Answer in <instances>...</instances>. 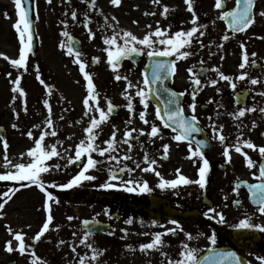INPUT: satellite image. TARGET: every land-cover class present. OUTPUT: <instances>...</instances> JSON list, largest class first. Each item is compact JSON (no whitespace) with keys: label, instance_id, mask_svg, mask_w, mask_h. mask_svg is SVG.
I'll list each match as a JSON object with an SVG mask.
<instances>
[{"label":"snow or ice","instance_id":"6c2138e0","mask_svg":"<svg viewBox=\"0 0 264 264\" xmlns=\"http://www.w3.org/2000/svg\"><path fill=\"white\" fill-rule=\"evenodd\" d=\"M49 4L52 0H47ZM67 3H71V0H66ZM150 2L159 6L162 10L160 16L163 19H168L169 14L174 12L175 9L163 4L162 0H150ZM81 3L86 4V9L83 13H79L78 10H72L70 14L65 12V20L61 21L63 25L62 37L65 39L59 44V47L65 51V54L73 57V63L78 65L79 72L81 73L83 80L85 81L86 95L82 100L84 107L83 116L88 118L87 126L83 129L84 136L77 143L70 144L68 147H64V141L59 139L58 130L53 120L54 112L53 107L49 99L43 100V105L47 110V115L43 121V126L34 125V128L39 129V136L36 137L32 130H29L25 135L33 141V146L26 152L20 154V161L13 163L9 159L8 150L9 143L3 135H0V144L3 148V161L6 171L0 173V182H10V186L6 191L0 193V219H3L5 214L3 209L13 199L15 194L22 188H31L35 186L44 194L43 208L45 211V220L40 229L30 238L29 242L28 234L23 229H13L10 225H5L8 235L11 237L4 242V251L9 254L17 253L21 257H25L27 264H47V261L38 255L36 249L42 238L46 236L51 230V226L54 222L53 205L59 204L57 196L50 189L71 190L73 188L81 187L85 182H93L97 180V176L94 172L105 171L107 173V179L105 182L99 184L97 187L102 190H115L123 191L126 193H133L137 195L150 194L154 191L146 180H139L134 177V173L140 170L143 173H153L158 178L156 188L165 190H175L181 186L198 185L201 189H204L207 185V177L210 172V162L205 156L203 149L208 147V141L205 139H195L194 134L200 133L202 129L199 127V119L196 115V95L202 81L198 75H192V83L194 85L191 97L192 103L189 104L191 116H185L184 109L181 107L180 97L185 95V92L177 93L170 90L167 87H163L164 82L169 79L170 76L176 72V63L179 60H186L190 56L194 55L192 51L193 43L196 42L200 48L205 47L200 37L205 35L204 29L207 25L200 23V18L195 10V0H184L187 8L186 10L191 13L190 24L191 27L184 29L181 28L175 32H172V25L167 27L161 25V21H155V28L151 24L146 25L148 31L141 36H137L131 30H124L119 28V20L115 15L108 16L102 10L97 7V0H81ZM111 6L119 8L122 5V0H109ZM16 9L17 21L13 25L16 33L18 34L19 50L17 58H9L7 55L0 53V56L6 61H9L11 66L20 72L16 78L12 81L14 87L11 89L16 96L15 99L20 98L24 104V111L27 112L26 96L27 93L22 87V74L28 71L29 57L33 54V0H14ZM214 8L218 10V19L225 21L228 29L232 33L246 32L252 25L256 23V16L264 18V10L256 11L257 0H235V5L231 9H227V0H215ZM93 13H96L102 18V23L99 24L97 30H93L91 25L93 24ZM145 16H156V11L145 12ZM5 17L8 18V14L5 13ZM81 24L88 34L89 40H94L97 35V31L101 32V39L104 45L103 51L106 53V63L113 71L114 80L119 82L125 81V87L121 93L123 99L126 101L124 107L129 113V118L125 121L127 125H132L135 117L146 126L145 128L128 127L124 130L122 138L118 139L119 129L113 124L112 132L108 139L100 141V137L103 133L104 126L111 122V117L117 111L118 105L114 104L111 99L106 97V107L101 105V93L99 92L97 85L94 82L93 75L87 71L88 62L85 60L82 52L76 47L78 41L68 31L70 24ZM138 23V21H133ZM111 30V34H107ZM264 39V37H260ZM228 35H223L222 40L227 41ZM223 47V45H218ZM242 56L239 68L241 70L246 67L253 66L259 67L255 57L256 53H252L253 59L250 61L249 53L247 52L244 44H241ZM146 55L152 63L146 65L148 71L142 73V82L134 83L126 75H122L119 72L120 67L125 59H131L135 56ZM169 58L168 60H162L159 58ZM175 58V59H171ZM223 59V57H221ZM100 62L99 57H93L92 63L97 64ZM203 63V61H201ZM212 71L218 73L219 79L229 82L233 90L237 85L233 82V78L224 74L219 68H213ZM39 66H36L37 79L47 90V95L51 96L53 90L39 74ZM189 73H192V69H188ZM203 71V69H201ZM11 76V73H8ZM237 80H248L251 85L256 86L264 84L259 78H251L247 72L241 71L236 77ZM217 80L210 81V85L215 87ZM159 85L160 87H157ZM219 92V89H217ZM162 94L165 95V99H162ZM261 97H264V91L258 93ZM237 97L239 103L242 99ZM138 98V103L142 106L143 110L137 112L134 100ZM152 99H155L159 104L163 105V108L157 107L155 110V119L160 123L157 124L154 121L148 119V108ZM255 107H240L237 111L232 113V117L235 121H238L236 126L238 129L242 128V118L249 112H255ZM261 113H264V107L259 108ZM17 119L19 114L17 113ZM60 119L63 120L64 116L61 115ZM211 120V118H209ZM76 124L82 123L81 120L75 121ZM12 127L16 129L18 126L13 124ZM209 127L213 132V139L224 147L223 156L228 162H231V152L234 151L244 157L246 167L251 170L257 167V162L249 155L245 149L257 152L260 157L258 166V175L254 172L253 177L258 183L248 184L244 182L251 194L253 204L257 205V212L264 216V145H257L251 139H243V133L237 135L235 141L229 143V138L223 132V125H219L215 122L210 123ZM252 127L255 128L256 124L253 122ZM163 129H170L173 135L171 139L177 143H187L188 156L187 159L193 160L194 164L199 163L198 178L193 180L183 175L180 169L176 170V178L166 179L157 170L158 160L147 150L146 143L141 142L140 137L147 136L148 142L155 143L156 139H164ZM48 138H56L54 143H48ZM68 140H72L73 137H67ZM99 141V142H98ZM195 144V148H193ZM139 145L140 149L144 151L142 160L134 159L133 152L136 146ZM123 146H126L123 147ZM169 144L162 145V155L160 159H168L170 151ZM63 149V151H61ZM27 160H24V157ZM55 161V162H53ZM60 161H64L63 164ZM131 161V166L129 165ZM144 165V166H142ZM76 166L78 171L69 179L66 183L57 184L55 182H46L44 177L46 174L53 172L67 171L69 167ZM125 174L128 176L124 178ZM240 183L235 184L233 191L238 196ZM235 203L239 204L237 200ZM106 215L108 212L106 210ZM204 215L208 219L217 220L219 223L225 222V216L223 213L217 212L215 208H209ZM111 218V217H110ZM69 221L74 217H67ZM95 221L84 220L83 234L79 238L78 242L74 241L71 246V251L78 257V264H102L101 258L105 254V249H99L94 246L90 241V237L95 234ZM127 225H133V219H127L125 221ZM153 225H157L158 221L153 220ZM171 224L175 225L172 228H165L163 232H156L152 234V238L149 242L143 243L139 246V251L142 253H148L153 250L161 251L162 255H167L162 252V249L166 243L164 237L167 235H175L178 231H183L179 223L176 220H171ZM164 228V225H159ZM237 229H255L260 232H264V225L254 224L251 218H244L234 226ZM31 228V225H28ZM125 235L128 234L127 229H122ZM112 234V233H109ZM77 233L73 232L75 237ZM148 235V233H144ZM193 239L192 234H186V240L191 241ZM212 245H216L217 236L213 232L209 237ZM66 243L61 240L60 245ZM85 246L89 252L81 255L78 253V246ZM130 250L131 247L129 246ZM208 252L212 255H204L199 257L195 248L189 246L188 243L182 244V251L179 253V258L172 260L169 259L167 264H247L241 257L234 251H216L214 248L208 249ZM90 253V254H89ZM260 264H264V257H258Z\"/></svg>","mask_w":264,"mask_h":264},{"label":"flooded vegetation","instance_id":"af4514ba","mask_svg":"<svg viewBox=\"0 0 264 264\" xmlns=\"http://www.w3.org/2000/svg\"><path fill=\"white\" fill-rule=\"evenodd\" d=\"M14 1V0H13ZM46 0H33L34 7V18L36 17V8H40L41 3ZM75 3H67V10H78L79 13H83L86 9V4L81 3V0H74ZM211 0L207 1L209 3ZM179 0H162L163 4L171 5L174 8L175 5H178ZM204 4L205 0H195V5ZM49 4V3H47ZM50 5V4H49ZM209 5V4H208ZM40 6V7H39ZM98 9L102 10L106 15L112 16L115 15L119 20V28L124 30H131L137 36H143L148 29L146 25L151 24L153 28H155V21L160 20L161 25L163 27H167L169 24L172 25V32L180 30L181 26L179 24L185 22L187 17H181L180 14H174L171 12L169 14L168 19H163L160 16V11L162 10L159 6L153 5L150 0H122V5L119 8H115L110 5L109 0H97ZM176 9V8H175ZM156 11V16H145V12ZM52 20H48V17L41 18L40 23L35 24V32L37 37V46L36 50L33 51L31 57V62H29L28 70L36 69V66H39V74H44L45 82L51 86L53 93L57 96L56 98V111L54 114L56 117L59 126H62L63 120L65 122H71L72 118H77L80 116V119L85 121L88 119L83 116L84 107L82 104V100L86 95L85 81L81 73L79 72L78 65L73 63V57H70L65 54V51L62 50V58L59 59L58 64L51 68L47 69V65L41 61L42 56L50 55L51 51L54 49H58V43L55 44L53 41L55 40V33L52 28L53 22ZM133 21H138V23H133ZM102 23V18L93 13V24L91 27L94 30H97L99 24ZM4 24L0 25V52L2 54L7 55L9 58H17L18 50H19V41L18 34L15 29L10 28L11 32L8 34L4 33ZM82 24V23H81ZM123 24V25H122ZM259 25L257 22L252 25L246 32L239 33L240 35L248 34L249 41L251 42V46H257V38L262 36L261 30H259ZM84 28V27H83ZM81 28V32L73 30L69 28L68 31L71 35L80 42V51L82 52L85 60L88 62V67L90 63H92V58L95 57L94 54L102 53V59L99 63L93 64L94 67L101 68L103 65L105 71H112L106 63V53L103 51L104 45L101 39V32L97 31L96 38L94 40H89L88 34L85 29ZM227 30H229L227 28ZM230 32V31H229ZM84 33H86L84 35ZM107 34H111V30ZM234 34V35H239ZM202 40V39H201ZM16 45V47H15ZM194 55L190 56L186 60H179L176 63V72L171 78L170 88L171 90L180 93L185 92V95L182 97L181 106L183 107L186 116H191V111L189 109V104L192 103L191 93L193 90L192 83V75L196 74L202 81V85L200 86L198 93L196 95V115L200 121L199 127L202 129L200 134H194L195 139H205L211 144V151L206 152L208 148H205V156L210 162V172L207 177V185L204 189L198 190V185L192 184L188 186H181L175 190H165L162 191L155 187L157 183H149L150 186L153 187L154 191L150 194L137 195L133 193L127 194H118V192L114 190H106L102 191L101 189H97L96 200L103 201L102 199L112 200L114 203L113 209H119L126 213H130V218L134 220L140 221V227L134 228V234L131 235L130 243L131 250L135 252L136 255L146 256L150 264H167L169 259L175 260L179 258V253L182 251V244L188 243L190 247L195 248L198 252L199 257H203L208 249L214 248L215 250L222 251H234L237 253L239 257L242 258L244 262L247 264H260V260L258 257H264V232H260L255 229H237L234 226L239 223L241 219L248 217L246 212L249 210H255L256 208L249 207L244 208V202L248 201V194L244 189H239V195L237 196L233 188L235 184L240 183L242 181H248L251 183L258 182L253 177V173L255 172L258 175V166L260 162V157L257 152H253L251 150L245 149L249 153V155L257 162V167L249 170L246 167V163L244 157L240 154L231 152L232 160L228 162L227 159L223 156L224 147L218 142V140L213 139V132L209 127L210 123H217L219 125H223V132L229 138V143L235 141L237 135L243 133V139H246V135L248 133L253 132L255 129L252 127L253 118H257L261 116L264 119V113H261L259 110L255 112H250L248 117V113L244 118H242V128L238 129L237 124L240 123L235 121L233 117L227 113V107H221L220 113L216 115L213 113L209 114L210 110L206 107V103H211L214 101H218V94L216 93V87H220L222 82L217 81L215 87L210 85V81L215 79L212 77L213 71L210 68L198 66L196 68H192L194 65V60L198 58V54L205 50L199 49V46L196 42L193 43ZM5 47V49H3ZM206 50L209 51V46L206 47ZM100 57V58H101ZM162 60H168L169 58H159ZM175 59V58H171ZM6 65V69L8 72L13 73L16 77L21 73L14 69L9 61L4 59ZM30 61V60H29ZM152 61L148 59L146 55L135 56L131 59H126L120 70L129 71V73L138 70L142 73L146 72V65L151 64ZM259 67H253V73L255 74L251 78H256V76H261L260 80L264 82V66L260 63H257ZM192 69V73H189L188 69ZM203 69V71H201ZM88 70V68H87ZM54 71V74H52ZM75 74H74V73ZM182 73V74H181ZM17 74V75H16ZM26 72H23L22 79L25 78ZM114 74V73H113ZM257 74V75H256ZM115 75V74H114ZM180 75V79H179ZM24 81V80H23ZM236 89L235 93H243L248 94V104L250 107H253L254 102L257 100L258 90L255 88H249V86H253L250 84L248 80L240 81L236 79ZM25 82V81H24ZM243 85L244 89H238V86ZM262 91H264V84H260ZM211 93L204 94L203 91H209ZM64 92V94H63ZM233 94V95H234ZM205 95V97H204ZM259 101H264V97L260 96ZM114 103V102H113ZM262 103V102H261ZM116 104V103H114ZM152 104V103H151ZM150 104V107H151ZM117 105V104H116ZM153 110H150L151 116L154 118V122L159 124L160 122L155 119V110L158 107L157 105L152 104ZM248 107V105L246 106ZM235 109H239L237 105L234 106ZM125 107H118L117 116L114 117L118 119L120 122H125L126 116H129L128 111H125L127 114H124L123 110ZM61 111L64 113V119L61 121ZM115 112V113H116ZM139 112V111H137ZM33 118V117H32ZM211 118V120L209 119ZM34 120H38V118H33ZM30 120L27 116L23 115L15 121L14 116H10L7 120V129H9L10 133L13 137L9 142V152L12 157V161L14 163L20 161V154L27 151L28 137L25 135L30 129ZM83 122V121H82ZM113 119H111V122ZM142 122L138 119V116L135 117L133 124L138 125ZM264 123V122H263ZM13 124H16L18 127L14 129L12 127ZM5 125V126H6ZM67 125V124H66ZM144 125V124H143ZM257 127V128H256ZM255 131L253 137L257 136L261 137L264 128H258ZM61 129H58L60 132ZM164 139H156L155 143L148 142V137L143 136L140 137L141 142L146 143L147 150L153 156V158H157V170L163 166L160 170L162 174L167 176L168 179L176 178V170L180 169L181 173L193 180L198 178V167L199 163L193 162V160L187 159L188 156V145L187 143H177L171 139L173 133L170 129H163ZM39 133V132H38ZM255 144L259 145L258 141H254ZM169 144L170 151L168 154V159H160L162 155V145ZM126 148V146H123ZM193 148H195V144H193ZM136 152L133 153L134 159L142 160L144 156V151L140 149L139 145L134 149ZM26 161V159L24 158ZM129 163V162H128ZM144 166V165H142ZM140 171V170H137ZM66 171H62L61 177L65 174ZM149 177H152V180L158 179L155 177L153 173H148ZM49 178V177H48ZM143 178V177H142ZM46 179V175L44 177ZM144 180L149 182L147 177L143 178ZM46 181V180H45ZM49 182V181H46ZM51 182V181H50ZM226 186V197L223 200H220V197L215 193L218 191L217 187L213 186ZM10 186V185H9ZM31 188H36L35 186ZM31 188H22L19 192H17L14 196L15 200L21 201L23 199V193L28 192ZM200 188V187H199ZM38 189V188H37ZM39 191V189H38ZM41 192V191H39ZM42 193V192H41ZM42 195H44L42 193ZM239 201V204L235 203ZM153 202L156 203V218L149 217L150 207L153 206ZM168 206H167V204ZM209 208H215L217 212L223 213L225 216V222L219 223L217 220L208 219L204 213L207 212ZM172 210H175L181 214L198 212L194 214L193 219L190 221H177L183 231H178L175 235H167L164 237L166 243L162 249L163 253L167 255H162L161 251H151L148 253H142L139 251V246L143 243L149 242L152 238V234L156 232H163L165 228H172L175 225L171 224L170 221L173 219H169L164 215V212H170L172 214ZM42 217H45V211H41ZM236 214H239L238 217ZM244 217H242V216ZM258 221L254 222V224L264 225V216H261L258 212ZM129 218V219H130ZM158 221L157 225H153L152 221ZM119 222V221H118ZM159 225H164V228ZM141 228V229H140ZM215 232L217 236L216 245H212L209 237L212 233ZM144 233H148V235H144ZM186 234H192L193 239L191 241L186 240ZM5 242V241H4ZM4 242L2 244V248L0 249V264H24L27 263L25 257H21L17 253L9 254L4 251ZM46 251V250H45ZM39 255L47 261V264H55L56 258L53 254V250H49L48 252L39 253ZM51 256V257H49ZM122 259L114 262V264H121ZM102 264H106L102 262ZM112 264V263H111Z\"/></svg>","mask_w":264,"mask_h":264},{"label":"rangeland","instance_id":"374dc122","mask_svg":"<svg viewBox=\"0 0 264 264\" xmlns=\"http://www.w3.org/2000/svg\"><path fill=\"white\" fill-rule=\"evenodd\" d=\"M209 0H205V6L204 4H199L198 6L195 5V10L200 18V23L207 25V28L204 29L205 35L203 37H200L202 39L203 44L205 47L201 48V50H205L203 52H200L198 54V58L194 60V65H192V68H196L198 66L207 67L213 69V68H219L220 71H222L224 74L229 75L233 78V82L236 83V77L241 73V71L247 72L250 77L254 76L252 66L246 67L245 69L241 70L239 68V64L241 63V56H242V49L241 44H244L247 52L249 53L250 61L253 59L251 56L252 53H256L257 56L255 57L257 63H260L264 66V39H261L260 37L257 38V46H251V42L249 41L248 34L245 35H234V33L229 32L227 30V25L225 24V21H222L218 19L219 12L214 8L215 0H211L209 3H207ZM73 3H75L74 0H72ZM47 0L41 3V10L40 8H36V17L35 21L37 23H40L41 18L48 17V20H52V28L55 35V40L53 41L55 44L58 43V49H54L51 51L50 55L45 56L44 54H41L43 63L47 65L48 68L55 67L58 64L59 59L62 58V49L59 47V44L65 39L62 37L61 32L63 31V25L61 24V21L65 20L66 17L64 15L65 12H68L70 14L71 10L65 9L66 4L65 0H52V3L49 5L47 4ZM209 4V5H208ZM235 5V0H227V9L233 8ZM172 7L171 5H168ZM40 7V6H39ZM176 8V9H175ZM187 6L184 3V0H179L178 5H175L173 9L175 11L174 14H180L181 17H187V20L185 22H182V19L180 20L182 24H179V26L183 27L184 29L190 28V20H191V13H189L186 10ZM264 10V0H260L257 3L256 11ZM5 13L8 14V18L5 17ZM17 21V15H16V9L14 5L13 0H0V25L4 24V33L8 34L11 32L10 28H13V25ZM256 22L259 25V30H261L262 36L264 37V18L256 16ZM70 27L73 30H76L77 33L81 32V28H83L82 24H72V22L69 19ZM123 25V24H122ZM84 29V28H83ZM94 30V29H93ZM95 31V30H94ZM86 33H84L85 35ZM223 35H228L229 39L227 41L222 40ZM223 45V47H218V45ZM209 46V51L206 50V47ZM16 47V45H15ZM5 49V47L3 48ZM200 49V47H199ZM192 51H197L194 49V46H192ZM2 53V52H0ZM95 57H99L100 61L102 59V53H96L94 54ZM101 57V58H100ZM223 57V59H221ZM31 62V58L29 59ZM203 61V63H201ZM5 61L3 56H0V124L5 128V130L8 131L7 137L5 139L8 141V143L11 141L12 138L18 139V137H13L12 134H9L10 131L7 129V120L10 116H14L15 121L17 122V113L20 116H27L29 118L30 122V129L34 132V135L36 137L39 136V129L34 128V125H41L43 126V121L47 115V110L45 109L43 105L44 99H49L54 114L56 111V98L57 96L53 93L51 96L47 95V90L44 88V86L40 83V81L36 78L37 72L36 69L34 70H28L26 72V76L24 79H22V87L27 93L26 96V107L27 112L24 111V104L23 101L20 98L15 99L13 101V98L16 96L15 93L12 92V88L14 87L12 81L16 78L14 74L12 73L11 76L8 75V70L6 69V65H4ZM103 65L101 68L94 67L92 63H90L88 70L94 77V82L97 85V88L99 92L101 93V105L106 107L105 104V97L107 99H111L119 107H124L126 104V101L123 99L121 93L124 90L125 87V81L121 80L119 82L114 80V74L113 71H105ZM54 74V71H52ZM120 74L126 75L130 80H132L134 83L136 82H142L143 76H141V72L138 70H135L132 73H129V71L120 70ZM40 73V72H39ZM74 73V72H73ZM75 74V73H74ZM182 74V73H181ZM17 75V74H16ZM257 75V74H256ZM46 76V75H45ZM44 74H40L41 79L45 80ZM212 77L215 78L217 81H221L222 84L220 87H216V93L218 94L219 98L218 101H214L211 103H206L205 105L208 107V110H210V113L217 114L223 111L221 110V107H227V110H225V113L231 115L237 109L234 108V90L230 86L229 82L223 81L219 79L218 73L213 71ZM256 78H261V76H256ZM180 79V75H179ZM25 82H24V81ZM50 83H48L49 85ZM255 88L258 93L262 91L261 86H249V88ZM244 89L243 85L238 86V89ZM219 89V92L217 91ZM204 94L211 93V90L209 91H203ZM64 94V92H63ZM205 97V95H204ZM260 95L257 96V100L254 102L253 107H255L257 110L259 108L264 107V101H259ZM262 102V103H261ZM134 103L136 105L137 111L143 110L142 106L138 103V98L134 100ZM151 104V103H150ZM148 108V119L150 121H153L154 118L151 116L150 110H153V106L151 104ZM250 107V105H248ZM125 111L126 108L123 110L124 114H127ZM64 113L61 111V115ZM250 112L248 113V117ZM232 116V115H231ZM38 118V120H34L33 118ZM129 118V116H126L125 121ZM53 120L55 122L57 130L60 128L61 131L58 132L59 136L58 138L63 140L64 147H68L70 144L77 143L81 138H83L84 133L83 129L87 126L88 119L85 121V118H83V122L80 124H76L75 121L81 120L80 116L77 118H72L71 122H65L63 120L62 126H59V123L56 120L55 115L53 116ZM62 121V120H61ZM255 122L256 126L258 128L263 129L264 128V119L259 117L253 118L252 124ZM67 124V125H66ZM115 125L118 129V136L117 138L120 139L123 136V132L128 127H135V128H145V130H148V126L143 125V123L135 125H127L125 122H120L118 119L114 118L112 123H109L104 126L103 133L100 137V141L106 140L109 138L113 128L112 125ZM6 125V126H5ZM257 128V127H256ZM255 130L251 133H248L246 135V139H251L253 142L258 141L259 145H264V131L262 132V135L260 138L257 136L253 137L255 134ZM72 136V140H68L67 137ZM56 138H48V143H54ZM99 142V141H98ZM27 144V150L33 146V141L31 139H28ZM10 150H8L9 159L12 160V157L10 156ZM63 151V149H61ZM136 151L134 150L133 153ZM27 160V157H24ZM140 159V158H137ZM136 159V160H137ZM14 163V161H12ZM55 162V161H53ZM61 164L64 163V161H60ZM4 161H3V148L2 144H0V173L6 171L4 168ZM129 165L131 166V161H129ZM163 166H161L158 171L163 172L160 170ZM78 171V168L76 166H71L68 168V170L65 172V174L61 177L62 171L60 172H53L51 174H46V181L55 182L57 184L60 183H66L75 173ZM98 178L96 181L93 182H85L83 186L73 188L70 191L71 193H85L90 191H96L95 189L98 188L97 186L107 179L106 172L105 171H97L93 173ZM162 174V173H161ZM134 177L139 180H144L143 178L147 177L149 179V183H158V179L152 180V177H149L148 173H143L141 171H136L134 174ZM164 178L168 179L167 176L162 174ZM49 177V178H48ZM53 177V179H52ZM143 177V178H142ZM156 177V176H155ZM128 178V176H126ZM10 182H0V193L7 190L9 187ZM217 187L218 191L215 193L220 197V200H223L226 195V186H213ZM198 190H201V188H197ZM51 191L55 193H60L61 191L64 192L61 189H50ZM115 191V190H114ZM118 193L127 194L123 191H116ZM23 193V199L21 201L15 200L14 197L9 203L5 206L3 209V213L5 214L3 219H0V249L2 248V244L7 239H10L11 237L8 235L7 230L5 228V225H10L13 229H23L29 237V242H31L30 238L40 229L42 226L45 217L43 218L41 214V211L44 210L43 204H44V195H42L41 192L38 191L37 188H31L28 192H21ZM87 195L86 204H75V205H67V203L59 202V204L53 205V214H54V222L51 226V230L46 233V236L42 238V241L37 246V253H44L48 252L49 250H53V254L56 258L55 264H78V257L76 254H74L71 251V246L74 241L78 242L79 238L83 234V231L81 230L82 222L86 219H92V220H100L102 222L108 223L111 222L113 224V230L110 231L108 235L105 236H98V237H90V241L94 244V246L98 247L99 249H105L106 252L102 256L101 261L105 262L106 264H114V262L122 259L121 264H150L146 256L136 255L135 252L131 251L129 249V246L131 247L130 239L131 235L134 234V228L140 227V221L136 220L133 225H127L125 221L130 218V213H126L124 211H118L116 212L110 207H106L105 205L100 204L99 202H94V192L92 195ZM58 200L60 199L57 197ZM244 208L246 209L250 207L247 203V199L244 202ZM108 212V215L105 214V212ZM112 214H120L121 218L119 219V222H114L110 220V216ZM239 214H236L238 217ZM246 215L248 218H251L252 222L258 221V215L255 210H249L246 212ZM72 216L74 217L73 220L69 221L67 217ZM242 216V215H241ZM244 217V216H242ZM31 225V228H28V225ZM122 229H127L128 234L125 235L124 232H122ZM141 229V228H140ZM73 232L77 233V235L74 237ZM63 240L66 243L63 245H60L59 242ZM46 250V251H45ZM78 253L81 255L85 254L86 252H89V250L85 246H78L77 248ZM90 254V253H89ZM51 257V256H49ZM24 264H27L24 262ZM53 264V263H51Z\"/></svg>","mask_w":264,"mask_h":264},{"label":"water","instance_id":"95a60500","mask_svg":"<svg viewBox=\"0 0 264 264\" xmlns=\"http://www.w3.org/2000/svg\"><path fill=\"white\" fill-rule=\"evenodd\" d=\"M33 32H34V21H33ZM35 42V32H34V41H33V43ZM35 44V43H34ZM170 78V77H169ZM170 80L168 79V80H166L165 82H164V85H163V87H167V85H168V82H169ZM157 87H160L159 85H157ZM166 97H165V95H163L162 94V99H165ZM237 98V97H236ZM245 100H246V98H245V96H242V99H241V101L238 103V104H245ZM151 101H153V102H155V103H157V105H158V107H161V108H163V105L162 104H159L155 99H152ZM5 131L0 127V135H4L5 136ZM243 186H245L246 188H247V186H246V184H244ZM248 189V188H247ZM249 192V191H248ZM249 194H250V192H249ZM250 202H251V204H253V202H252V199L250 198ZM253 205H255V204H253ZM156 203L155 202H153V206H151L150 207V214H149V217L151 218H156V213L154 212L155 210H156ZM168 206V205H167ZM255 206H257V205H255ZM192 214L193 213H189V214H183V215H181V214H179L178 212H176V211H173L172 212V214L169 212H164V215L166 216V217H168L169 219H174V220H177V221H180V222H183V221H189V220H191V219H193L192 218ZM113 219H116V217L115 216H113L112 217ZM90 221H92V220H90ZM96 222V221H95ZM94 227H95V229H96V231H95V234L94 235H98V234H106V233H108V231L109 230H111V225L110 224H104V223H102V222H100V221H97L96 223H95V225H94ZM82 230H83V225H82Z\"/></svg>","mask_w":264,"mask_h":264},{"label":"trees","instance_id":"16d2710c","mask_svg":"<svg viewBox=\"0 0 264 264\" xmlns=\"http://www.w3.org/2000/svg\"><path fill=\"white\" fill-rule=\"evenodd\" d=\"M67 201L72 202L74 204L75 203H81L80 201H84V197L82 198V197H79V196H75V198H74L71 195H68Z\"/></svg>","mask_w":264,"mask_h":264}]
</instances>
